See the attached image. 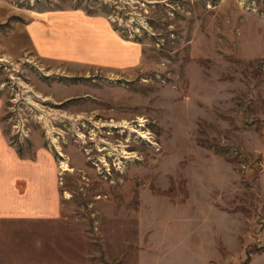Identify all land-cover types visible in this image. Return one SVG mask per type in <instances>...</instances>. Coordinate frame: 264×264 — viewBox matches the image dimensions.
I'll return each instance as SVG.
<instances>
[{"label":"rangeland","instance_id":"374dc122","mask_svg":"<svg viewBox=\"0 0 264 264\" xmlns=\"http://www.w3.org/2000/svg\"><path fill=\"white\" fill-rule=\"evenodd\" d=\"M105 17L128 73L39 58ZM0 121L55 159L60 215L0 222V264H264V0H0Z\"/></svg>","mask_w":264,"mask_h":264},{"label":"crops","instance_id":"0c3cea01","mask_svg":"<svg viewBox=\"0 0 264 264\" xmlns=\"http://www.w3.org/2000/svg\"><path fill=\"white\" fill-rule=\"evenodd\" d=\"M60 17L34 29L39 58L120 73L141 64V46L123 39L105 17L82 11ZM57 171L54 157L42 147L23 156L13 149L0 121V222L56 221L61 209Z\"/></svg>","mask_w":264,"mask_h":264}]
</instances>
